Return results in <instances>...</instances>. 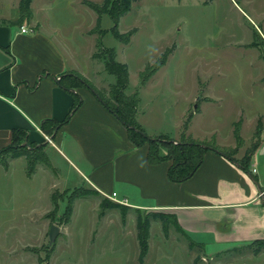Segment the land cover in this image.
Returning <instances> with one entry per match:
<instances>
[{"label":"rangeland","instance_id":"1","mask_svg":"<svg viewBox=\"0 0 264 264\" xmlns=\"http://www.w3.org/2000/svg\"><path fill=\"white\" fill-rule=\"evenodd\" d=\"M17 2L0 0V15H14ZM34 13L44 26L58 27L50 30L63 35L65 44L75 50L78 70L85 72L104 92L108 91L116 76L104 67V59L93 57L94 50L98 51L99 33L93 30L97 12L83 0H35ZM112 26L111 17L103 14V45L114 49L116 59L128 65L126 93L139 92L140 119L146 124L147 133L157 129L174 135L181 133L179 124L187 112L185 120L192 116L187 138L228 150L237 145L234 127L241 120L243 143L233 154L240 160L253 142L260 122L263 143L258 153L262 154L264 0H133L131 10L119 22L121 32L137 29L131 40L128 43L118 40ZM168 47H172V52L167 62L143 85L141 71ZM165 135L162 138L165 141H181V135L177 138ZM150 136L159 138L160 134ZM21 145L31 147L26 139ZM8 153L0 155L1 163L9 162ZM58 157V167L68 175L65 180H74V170ZM60 169L57 168L58 174ZM48 181L41 170L28 176L19 166L11 170L0 166V239H14V244H21L24 238L27 242L24 229L29 221L20 219L22 209L37 200ZM11 182L27 183V187H11ZM87 185L85 182L84 186ZM57 187L47 218L62 225L67 196L75 187L64 189L62 183ZM99 196L92 190L75 205L72 238L66 246L59 248L60 239L50 243L47 237L42 245L28 247V252L37 254L42 264H50L55 250L54 264H264V254L252 257L248 248L238 243L220 244L206 235L204 239L189 235L191 245L174 225L167 236L163 235L159 220L151 221L149 251L144 262H140L135 234L137 210H121L124 227L118 215L111 219L98 216L97 213L109 211L101 207L103 198L99 203ZM95 229L97 233L93 236ZM15 230L16 235H11ZM50 245L54 250L48 258Z\"/></svg>","mask_w":264,"mask_h":264},{"label":"crops","instance_id":"2","mask_svg":"<svg viewBox=\"0 0 264 264\" xmlns=\"http://www.w3.org/2000/svg\"><path fill=\"white\" fill-rule=\"evenodd\" d=\"M19 2L14 15H0V150L12 142L15 129H22L27 132L29 141L46 144L49 163H38L31 174L25 156L11 157L8 166L1 162L0 166L5 170L19 166L28 176L41 170L49 181L44 182L46 190L39 193L37 200L22 209L20 219L29 221L24 224L25 234L23 232L27 242L24 238L21 244H14V239H0V264H39V256L28 252V247L42 245L49 238L52 223L47 215L53 208V192L61 183L64 189L83 184L82 187L101 195L99 203L104 196L116 192L118 199H126L124 205L130 209L174 213L184 231L198 239H204L203 235H206L220 244L233 242L248 248L252 241L264 238V198L260 197L264 188V147L262 154L258 153V148L253 155L250 171L209 149L191 177L181 182L170 180L168 168L171 160L151 163L147 156L148 143L135 145L124 123L89 88L67 89L61 84L62 75L72 71L89 77L78 70L76 52L65 44L63 35L50 30L58 27L52 25L48 28L35 16V0L31 2V17L19 22ZM22 25L31 30L22 32ZM73 91L81 96L82 104L68 122L47 134L41 128V122L46 118L63 121L72 109ZM140 105L137 120L147 132L146 124L140 119ZM186 114L179 124L181 133ZM181 133L174 135L157 129L149 134L177 138ZM58 156L74 170V180H65L68 175L58 167ZM254 164L255 173L252 172ZM85 182L87 186H84ZM69 183L73 186H68ZM26 185L11 182V187L15 188ZM84 199L75 200L67 223L57 224L60 226L56 238L60 239L59 248L66 246L72 238L75 205ZM108 210L97 214L103 219L118 215L125 227L121 210ZM136 217L137 214V235ZM16 233V230L12 231L11 235ZM96 233L97 229L93 236ZM162 234L165 235L163 230ZM200 242L204 243L203 240ZM55 251L50 264H54ZM248 252L252 257L264 254V251L254 253L251 248Z\"/></svg>","mask_w":264,"mask_h":264},{"label":"trees","instance_id":"3","mask_svg":"<svg viewBox=\"0 0 264 264\" xmlns=\"http://www.w3.org/2000/svg\"><path fill=\"white\" fill-rule=\"evenodd\" d=\"M31 2L32 0H20L19 22L31 17ZM83 2L94 9L98 14L97 24L93 29L94 32L99 33L97 42L98 51L94 53V57L104 59L106 69L108 72L116 76V82L111 85L108 91L104 92L82 73L78 71H72L62 75L60 79L61 84L67 89L82 86L89 88L94 93V95L124 123L128 130L129 138L135 145L141 146L145 143H148L149 149L147 156L151 163H159L164 160L172 161L168 168V177L172 181L181 182L191 177V175L202 163L205 152L209 149L216 150L230 160L237 162L245 170L250 171L251 159L260 147L262 141V125L260 122H258L253 142L246 149L245 154L240 160H237L233 154L237 152L243 143V137L241 135V120H238L234 127V135L237 145L228 150H222L211 143L187 138L188 135L186 130L189 127L192 117L191 115H188L184 121L180 142H175L174 140H171L170 142L163 140L162 138H166L165 134H160L159 138L148 135L146 130L137 120L140 101L139 92L135 91L131 94L126 93V89L129 84L128 65L124 62L118 61L116 59L115 50L109 47H104L102 42L104 30L101 28V16L103 14H108L111 17L113 21L111 30L118 40L124 43H128L131 40V36L136 32L137 29L131 28L126 32H121L119 29V22L121 17L131 10L133 0H104L101 3L95 2L93 0H83ZM171 52L172 47L166 48V50L157 60H155L153 63H148L145 66V68L140 73L141 83L143 85L146 84L151 76H153L167 62L168 56ZM73 96L74 101L72 104V109L63 121H58L54 118H46L41 122V128L44 132L47 134H52L57 127L68 122L72 114L82 104V98L77 92L73 91ZM24 139L28 140L27 132L22 129H15L12 142L0 150V155H2L4 152H9L8 154L10 157L15 158L19 156H25L27 159L28 172L31 174L35 171L38 163H49V158L45 152L46 144H38L28 140L31 147L27 145H21V142ZM3 164L4 166H8L7 161H5ZM91 191V189H87L82 186L75 187L71 190L67 196L66 206L62 215L63 223H67L70 220L75 200ZM53 197L55 198V194ZM101 207L119 208L120 210L128 208V206L113 201L108 197L103 198ZM140 210L141 209L137 210L136 217L137 237L140 247V262H144V259L149 251V237L152 220H159L161 222L162 230L166 236L169 234L170 227L174 225L176 229L182 232L184 236L190 241V244L193 245L189 235L181 227L174 213L162 210H151L142 213ZM248 248H251L254 253L264 251V238H259L252 241L248 245ZM53 250V245H50L47 254L48 258H50ZM48 258L47 263L49 261ZM39 264H42V262L39 261Z\"/></svg>","mask_w":264,"mask_h":264},{"label":"built area","instance_id":"4","mask_svg":"<svg viewBox=\"0 0 264 264\" xmlns=\"http://www.w3.org/2000/svg\"><path fill=\"white\" fill-rule=\"evenodd\" d=\"M30 27L26 26V25H22L21 26V31L22 32H27V31H30ZM257 171V168L255 166V164L253 165L252 167V172L255 173ZM107 197L115 200L116 202H119L121 204H126L127 201L126 199H118L117 198V193L116 192H113L111 195H106ZM260 197L264 198V188L260 191Z\"/></svg>","mask_w":264,"mask_h":264},{"label":"water","instance_id":"5","mask_svg":"<svg viewBox=\"0 0 264 264\" xmlns=\"http://www.w3.org/2000/svg\"><path fill=\"white\" fill-rule=\"evenodd\" d=\"M59 231H60V226L57 225L56 223H52L49 230L50 243H53L56 240Z\"/></svg>","mask_w":264,"mask_h":264}]
</instances>
